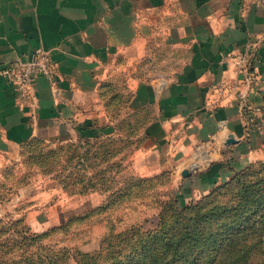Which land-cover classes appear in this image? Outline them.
<instances>
[{"label":"crops","instance_id":"0c3cea01","mask_svg":"<svg viewBox=\"0 0 264 264\" xmlns=\"http://www.w3.org/2000/svg\"><path fill=\"white\" fill-rule=\"evenodd\" d=\"M39 49L53 77L28 98L0 74V224L43 235L97 215L54 199L90 195L48 167L73 142L123 139L145 172L208 186L264 161V0H0V70Z\"/></svg>","mask_w":264,"mask_h":264},{"label":"rangeland","instance_id":"374dc122","mask_svg":"<svg viewBox=\"0 0 264 264\" xmlns=\"http://www.w3.org/2000/svg\"><path fill=\"white\" fill-rule=\"evenodd\" d=\"M134 151L135 145L123 139L112 145L106 140L73 142L63 147L60 155L54 150L57 158L48 167L59 171V178L63 171L62 179L69 190H85L90 194L65 199L59 194V200L54 198L56 202L64 208L68 206L69 214L93 209L99 203L100 209H95L97 215L69 223L41 239L22 235L21 224H0V264H49L47 257L54 250L60 251L59 257H63L60 264H79L80 259L82 264H112L115 257L120 258L119 264H144L145 241L148 237L162 235L163 219L175 223L176 207L183 209L209 201L220 189L233 186L237 181L235 169L209 186L202 184L198 174L183 178L181 174L145 172L143 160L132 159ZM37 161L43 163V160ZM258 163L249 169L248 176L259 171L264 161L260 162L261 166ZM42 168L38 166V174L46 175ZM39 178L41 188L55 185L52 180ZM169 233V237L176 234ZM62 248H66V253ZM258 249L264 252V242ZM260 253L257 250L258 257L264 259ZM65 256L68 257L66 263Z\"/></svg>","mask_w":264,"mask_h":264},{"label":"trees","instance_id":"16d2710c","mask_svg":"<svg viewBox=\"0 0 264 264\" xmlns=\"http://www.w3.org/2000/svg\"><path fill=\"white\" fill-rule=\"evenodd\" d=\"M254 165L257 164L236 172V183L220 189L209 201L183 209L176 207L175 223L163 219L162 235L144 240L147 242L144 244V264H264V259L257 254L258 250L260 256L264 255L263 250L258 249L264 242V164L248 176ZM79 192L86 193L85 190ZM170 231L176 234L169 237ZM22 232L33 239L45 238L51 233L32 235ZM59 255L60 251L51 252L47 257L49 264L62 263L63 257ZM65 257L66 263L70 255ZM115 258L112 264H119L120 258ZM79 262L82 264L81 259Z\"/></svg>","mask_w":264,"mask_h":264},{"label":"built area","instance_id":"2783aa9c","mask_svg":"<svg viewBox=\"0 0 264 264\" xmlns=\"http://www.w3.org/2000/svg\"><path fill=\"white\" fill-rule=\"evenodd\" d=\"M235 59L236 72L255 80L251 73L250 51L246 47L239 54L233 56ZM50 57L43 50H35L26 59L18 58L11 64L4 66L0 70L1 76L5 81L17 89L22 99L31 96L33 87L38 78L44 77L52 79V65Z\"/></svg>","mask_w":264,"mask_h":264},{"label":"water","instance_id":"95a60500","mask_svg":"<svg viewBox=\"0 0 264 264\" xmlns=\"http://www.w3.org/2000/svg\"><path fill=\"white\" fill-rule=\"evenodd\" d=\"M188 174H189V172H188V171H185V172L183 173V176H184V177H188Z\"/></svg>","mask_w":264,"mask_h":264}]
</instances>
